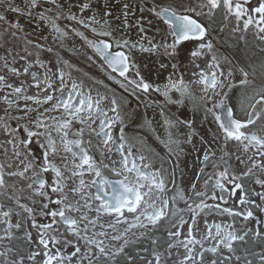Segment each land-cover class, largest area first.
I'll return each instance as SVG.
<instances>
[{
  "label": "snow or ice",
  "instance_id": "6c2138e0",
  "mask_svg": "<svg viewBox=\"0 0 264 264\" xmlns=\"http://www.w3.org/2000/svg\"><path fill=\"white\" fill-rule=\"evenodd\" d=\"M76 3L81 13L92 7V0H76ZM0 5L6 12L29 17L40 7L50 11L47 5H52L56 9L55 19L67 14V19L90 28L97 37L110 38L93 40L76 32L123 81L112 75L108 79L118 83L125 92L132 86L133 95L137 91L144 94L156 91L168 98L169 92L175 90L181 96H192L182 78L173 81L169 77L163 91L153 88L132 60L134 49L156 53L162 47L165 56L175 58L179 46L191 42L188 56L196 68L200 67L197 59L210 55L207 70L201 71L190 83L201 86L204 95L200 100L205 105L212 102L205 111L212 114L222 131L225 149L229 142H235L240 153L235 155V160L243 166L230 171L233 165L224 150L221 160L225 168L219 172L214 188L231 196L239 191L241 206L254 205L264 213V192L255 193L260 200L257 204L248 197L244 183L254 178L255 184L264 189V129L253 130L257 121H264V111H256L257 104L264 105V92L258 93L260 99L250 105L252 111L247 112L245 120L235 118L227 104L228 93L223 90L233 87L231 79L236 65L226 69L224 64H232V61L227 56L217 55L213 42L208 39L219 15L220 24L234 22V33L254 28L258 39L264 41V0H256L254 5L252 0H156L149 11L166 26L164 31L171 37V43L155 45L149 41V47L141 42L143 37L130 42L123 36H114L117 29L105 19L112 15L107 11V2L101 20L109 30L99 32L92 26L100 23L96 19L99 10L89 18L78 19L73 12V0H68L67 5L62 0H43V3L24 0V7L14 5L13 0H0ZM130 12V5L124 3V28L128 27ZM38 16L42 21L46 19L43 12ZM0 22L15 30L10 33L12 37L23 30L18 22L10 23L5 14H0ZM52 26L61 36L67 35L54 21ZM139 31L143 33L144 27L140 26ZM0 39L4 40L0 48L6 53L0 55V111L3 112L0 115V136L3 137L0 142V158H3L0 160V264H135L136 257L129 254L128 249L143 240L152 248V259H144L143 264H168V258L174 253L177 255L172 264H253L248 255L258 257L259 264H264V250L257 254L247 247L256 241L264 242V218H256L251 208L237 211L220 203H208L224 200L223 195L213 191L211 195L196 193L202 199L195 206L188 204L191 214L188 220L178 213H169V201L164 198L167 186L161 169L154 168L144 155L137 158L142 163L130 159L135 153L133 146L127 145L123 127L118 138L113 136V128L122 123L118 111L120 103L114 93L109 97L99 91L100 86L107 88L103 80H94L97 87H89L87 91L83 81L72 80L71 91H68L65 79L71 80V72L53 71L37 58L34 63L44 69L41 79L32 71L33 63L17 67L19 54L13 55L4 47L8 43L6 37L0 36ZM25 52L27 56H19L22 61L32 56L27 49ZM64 65L71 67L67 61ZM160 67L167 65L162 63ZM176 67L172 65L173 69ZM130 70H135L139 79H129ZM237 70L243 76L240 84L248 85L249 72L244 68ZM28 77L31 83H26ZM33 88L36 91H30ZM209 90L213 95H208ZM56 92L59 95H55ZM168 102L183 103L170 98ZM109 112L115 115L110 117ZM33 144L38 145V152L33 151ZM113 154H118L119 160L113 159ZM208 159L206 151L204 160ZM106 171L122 178L112 181L105 175ZM205 212L239 217L240 226L233 220L201 230L197 217ZM165 222L167 239L162 243L154 232ZM250 223L255 226L249 227ZM241 250L245 253L243 256L239 254Z\"/></svg>",
  "mask_w": 264,
  "mask_h": 264
},
{
  "label": "flooded vegetation",
  "instance_id": "af4514ba",
  "mask_svg": "<svg viewBox=\"0 0 264 264\" xmlns=\"http://www.w3.org/2000/svg\"><path fill=\"white\" fill-rule=\"evenodd\" d=\"M122 5L128 3L131 7V12L128 17V27L122 29L123 38H127V34L130 31L139 30L140 26H143L145 31L143 34V44L145 47H149V41L155 45H161L163 43H171V37L166 36L164 29L166 28L161 22L157 21L149 9L154 5L156 0H120ZM253 5L256 0H252ZM54 6L47 5L48 9L53 10ZM143 8L141 12L140 9ZM50 10V11H51ZM206 11V9H205ZM74 14L79 12L78 6L73 9ZM50 16H45L46 19H53L58 24H61L64 31L67 33L64 37L70 41L82 40L80 36L76 35V32H82L89 39H109L106 37H97L94 33L85 29L83 25L71 21L62 16V20L55 19V12H49ZM54 13V15H53ZM221 16H217V24L213 25L211 30L210 39L214 45V51L219 56H227L232 64L225 63L224 67L232 68L234 75L231 79L233 87L231 89H224L223 91L228 93L227 104L233 109L234 116L237 119L245 120L247 112L252 111L250 105L254 104L260 99L258 93L264 92V70H261V64H264V41L258 39L255 34V29L250 28L247 32H237L234 33L232 28L234 27V22L230 21L226 25L220 24ZM152 21L149 24V21ZM68 24L65 25V24ZM71 26H70V25ZM77 24V25H76ZM221 28L223 30H221ZM9 27L0 30V36L6 37L8 43L4 46L13 52V55L17 53L19 56H27L24 50L15 49L11 47L10 35L11 31L5 30ZM56 33V32H53ZM23 35L22 31H17L15 38L20 39ZM56 35L61 36L59 33ZM243 37V38H241ZM129 40V39H128ZM130 42H137V38L129 40ZM4 40L0 39V44H3ZM192 47L191 42H186L179 46V52L175 58L165 56L163 54V48L161 47L158 52L150 53L156 57H160L167 65L166 68H160L161 77L157 72L147 74L141 69V67L136 63L134 57L138 54L139 49L133 50L132 60L135 62L137 67L141 69V74L144 78L153 84V88L159 87L161 91L164 90L165 84L169 82V77L173 81L182 78L186 84L189 85V89L192 92V96L188 97L181 96L180 92L172 90L169 92V97L166 98L160 92L150 91L148 94L141 93L139 91L136 94H132V86L128 87V91L125 92L124 89L120 87L118 83L114 80L108 79L109 75L115 76L117 80L123 81L122 77H119L118 73H112L111 69L107 67L106 64L96 55L93 49L87 46V51L92 50L94 53V59L92 63L84 62L79 65H71L70 68L65 67L64 64L60 63L61 52L65 53L66 49H58L50 47L52 51L49 54L47 49L42 48V52H46L49 55L47 57L42 56L41 52L36 57L29 56L27 60H20L17 56L16 66L23 68L26 63H33L32 71H35L39 78L43 79L44 69L39 68L34 62L37 58L46 65V67L51 68L53 71L57 69L63 70L66 73L71 72V80L65 79V83L68 86V91H71V82L75 80L76 82L83 81L85 85V91L89 87L96 88L94 85V80H103L104 85L107 88L100 86L99 91L101 93H107L109 97L115 94V97L120 103V108L118 109L122 123H118L113 128L114 138L120 136V128L124 129V136L128 146H133V152L135 155L130 159H137L139 155H144L148 158V162L154 166V168L161 169L162 178L167 186V192L164 194V198L169 201V213H178L179 216H183L185 220L189 219L191 215L188 212V204L199 203L202 197L196 195L197 192H207L209 195L213 191H216L218 195H223L224 200L227 204H224V200L218 201H207L208 203H220L225 207H232L234 210H242L244 207L251 208L254 211L256 218H264V213L257 210L254 205L241 206L238 202V197L242 194L239 191L236 192L235 196H231L229 192L220 193L219 189H215V181L218 178L219 172L223 171L225 164L221 160L224 155V150L229 153V163L233 165V170H239L242 165H238L235 160V155H239L237 152L235 142H229L227 148L224 146L223 133L219 129L218 124L214 120L211 113H207L205 109L212 106V102L209 101L205 105L200 97L204 95L201 86H198L191 81H195L201 71L207 70L206 61H210L211 56L206 55L196 60V64L200 67L196 68L191 62L188 56V49ZM127 51V50H125ZM4 48H0V55H5ZM162 64V63H161ZM176 64L175 69L172 65ZM170 67V69H169ZM238 68H244L249 72L248 85H241L240 80L243 79L241 73L237 70ZM167 74V76H165ZM129 79H139L136 76L135 70H130ZM165 77L164 79H162ZM23 78V77H22ZM26 83H31V77H28ZM56 83H59L57 80ZM30 91H36L34 88ZM220 91V89H217ZM59 95L58 92L54 93ZM93 95L95 92L93 91ZM208 95H213L212 91L209 90ZM171 101H183V103H170ZM219 100L220 97H214ZM107 104V101H105ZM256 111H264V105L257 104ZM217 114H220V110H217ZM0 115L3 112L0 111ZM115 114L109 112V116L113 117ZM206 120L211 126L210 129L202 131L200 127L202 122ZM190 125V127H189ZM264 129V121H257V124L253 127L254 131L260 132ZM3 141V137L0 136V142ZM95 142V141H93ZM33 151L38 152V145H32ZM207 151L209 159L204 160V154ZM3 158H0L2 160ZM113 159L119 160L118 154H113ZM137 163H142L137 159ZM105 175L112 181L121 179L122 177H117L110 172H105ZM257 175H260L257 173ZM245 191L248 197L255 201L257 204L260 203L259 197L255 195L257 192H264L259 185L255 184L254 178H248L244 181ZM195 185V188H193ZM226 187L230 188L231 185L226 184ZM181 196L183 199H181ZM175 200L173 201V198ZM187 201V204L185 203ZM131 219V217L129 218ZM233 220L236 222V226H240L241 218L230 217L228 215H219L215 212L213 213H201L197 217V223L201 230L211 227L213 224H225L232 223ZM255 225L250 223L249 227H254ZM123 226H121L122 229ZM167 227V222L158 231L154 232V235L160 238L163 243L167 239L165 228ZM135 231V230H134ZM18 246L22 247L24 251L27 248L24 247L19 242ZM252 253H260L264 250V242L256 241L255 243H250L248 246ZM151 245L147 240H143L128 249L129 254L136 257L135 264H143L144 259H152L151 256ZM163 252V248L160 249ZM183 252V249L179 250ZM226 251V250H225ZM242 256L245 254L243 250L240 251ZM177 254L174 253L173 257L168 258V264H172V259L175 258ZM210 258V254H209ZM248 259L253 260V264H259L258 257L253 255H248Z\"/></svg>",
  "mask_w": 264,
  "mask_h": 264
},
{
  "label": "rangeland",
  "instance_id": "374dc122",
  "mask_svg": "<svg viewBox=\"0 0 264 264\" xmlns=\"http://www.w3.org/2000/svg\"><path fill=\"white\" fill-rule=\"evenodd\" d=\"M62 2H64L66 5L68 4V0H62ZM106 2L109 5L107 11H110L112 15L111 17H105V19L108 20L112 28L117 29V31L114 33V36L116 38H119L124 35L122 33V21L124 20V17L122 16L123 5L120 0H92V7L88 11H85L83 13L79 11L78 13H76V16L78 19L89 18L93 14H96L97 10H99V14L96 15V19L99 20L100 23L92 26L96 27L97 32L109 30L108 25H105L104 21L101 20V16L103 15L105 10L104 5ZM13 3L16 6L24 7V0H13ZM72 6L73 9L78 6L76 0H73ZM55 10L54 12L56 14ZM39 12H43L45 16H50L49 13H46V10L44 8L33 10L32 16L29 17L27 15H19L12 12H6L4 6L0 5V14H5L10 23L18 22L23 29V35L20 36V39H17L15 37H12V39H10L12 48L20 49L22 51L24 50V52L25 49H27V52H31L33 57H36L38 54H40V52L42 56L47 57L51 53L49 52L48 54L46 52H42L41 49L45 48V45L48 44V46L51 45L56 48V50L62 48L66 49L65 53L61 52L60 63L62 64H64V61L79 66L84 62L92 63L94 59V53L92 50L87 51V44L84 39L79 41H70L64 36L60 37L56 35V33L58 32H56L52 26L54 20L48 18L43 21L40 20L38 16ZM117 17H119V19H117ZM54 22L63 32H65L62 26L60 27V25L56 21ZM5 26L9 27L8 24H5ZM88 29L89 31H91L90 28ZM0 30H3V27ZM8 30L15 31L14 29ZM141 37H143V34L138 29L135 31H130L127 34V38L129 40L137 38V41H140ZM28 41H31L32 43H28ZM141 42H143V40ZM89 57H91V59H89ZM159 58L160 57H156L155 55H152L150 53L139 51L138 54L135 55L134 60L147 74L157 72L161 77L160 65L161 63L166 65V63L165 59L164 61L162 59H160L159 61ZM165 76H167V74H165ZM164 78L165 77H163L162 79ZM200 127L202 128V131H205L210 129L211 126L206 120H204Z\"/></svg>",
  "mask_w": 264,
  "mask_h": 264
},
{
  "label": "trees",
  "instance_id": "16d2710c",
  "mask_svg": "<svg viewBox=\"0 0 264 264\" xmlns=\"http://www.w3.org/2000/svg\"><path fill=\"white\" fill-rule=\"evenodd\" d=\"M42 2V1H41Z\"/></svg>",
  "mask_w": 264,
  "mask_h": 264
}]
</instances>
